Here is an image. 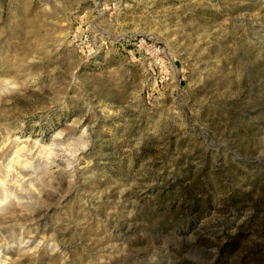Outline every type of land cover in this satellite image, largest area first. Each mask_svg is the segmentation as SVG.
Wrapping results in <instances>:
<instances>
[{
    "label": "rangeland",
    "instance_id": "1",
    "mask_svg": "<svg viewBox=\"0 0 264 264\" xmlns=\"http://www.w3.org/2000/svg\"><path fill=\"white\" fill-rule=\"evenodd\" d=\"M0 264H264V0H0Z\"/></svg>",
    "mask_w": 264,
    "mask_h": 264
}]
</instances>
